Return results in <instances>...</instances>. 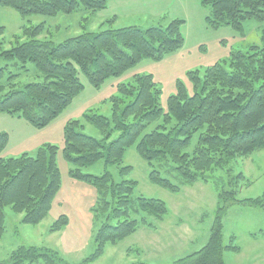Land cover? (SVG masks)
I'll return each instance as SVG.
<instances>
[{"label":"trees","instance_id":"16d2710c","mask_svg":"<svg viewBox=\"0 0 264 264\" xmlns=\"http://www.w3.org/2000/svg\"><path fill=\"white\" fill-rule=\"evenodd\" d=\"M209 6L213 26L227 24L241 30L248 19L264 20V0H200ZM0 6L14 9L20 16H55L78 9L94 14L107 6V0H0ZM86 19V18H84ZM114 18L107 20L111 24ZM181 19L148 28L130 25L97 32L84 31L60 43L39 40L45 24L23 26L26 38L9 49H2L0 59V114L17 116L35 128H43L55 119L83 89L79 74L98 88L106 79L121 76L142 59L158 60L183 44ZM4 28L0 26V36ZM264 40V29H263ZM30 63L41 81L22 83ZM10 67L13 70H10ZM198 89L188 95L182 84L166 100L164 110L158 102L159 88L150 74H136L132 82L120 84L117 90L131 97L110 98L111 117L86 115V120L103 133L96 139L77 129L80 122L71 120L63 127L62 153L72 168L73 180L91 185L96 192L92 211L99 225L94 235L95 250L85 260L98 258L106 244H115L133 234L140 224L151 229L152 217L161 222L168 208L160 199L134 196L136 182L125 178L132 168L120 166L125 151L134 147L150 166L148 180L170 192L197 181L208 182L205 173L225 169L230 163L264 149V47L251 46L247 52L232 51L229 60L216 62L203 72H188ZM124 104V105H122ZM122 105V106H121ZM154 128L147 131L149 125ZM117 136L110 140L111 134ZM196 134L191 152L188 147ZM8 134L0 133V152L6 147ZM57 147L46 144L34 156L0 157V237L4 232V208L22 213L21 221L38 224L47 215L61 188L56 164ZM103 160L118 167V178L104 171L95 176L82 168ZM164 175H162V173ZM234 178H243L239 173ZM218 189L217 205L208 239L199 250L170 264H224L225 251L238 252L234 236L223 244L222 217L229 206L246 204L264 210V191L253 198L237 199V190ZM68 223L60 215L50 231L61 230ZM264 235V233H260ZM0 264H68L58 251L44 247L20 246ZM132 264H148L136 262Z\"/></svg>","mask_w":264,"mask_h":264},{"label":"rangeland","instance_id":"374dc122","mask_svg":"<svg viewBox=\"0 0 264 264\" xmlns=\"http://www.w3.org/2000/svg\"><path fill=\"white\" fill-rule=\"evenodd\" d=\"M111 24L107 20L114 18ZM211 17L209 6L200 0H107L105 9L89 14L78 9L70 14L55 16H20L14 9L0 6V36L2 49H9L18 41L26 40L21 35L23 26L45 24V30L37 38L60 43L84 31L97 32L107 28L130 25L148 28L158 24L166 25L173 19H181L180 33L183 44L177 50L164 54L160 59H142L121 76L106 79L98 88L79 74L83 89L74 97L55 119L43 128H35L28 121L9 114H0V133L8 134V142L0 157H18L23 153L34 156L39 147L51 144L57 147L56 164L61 175V188L54 197L47 215L38 224L21 221L23 214L10 207L4 208V232L0 237V263L5 262L12 251L20 246H35L59 252L68 264H170L173 261L199 250L206 244L217 205L218 189L237 190V199L253 198L264 191V149L252 152L248 157H238L230 163V176L225 169L205 173L208 182L197 181L182 186L178 192H170L148 180L150 166L129 147L120 166H131V173L125 178L136 182L134 196L160 199L165 202L168 214L163 221L147 217L156 229L142 224L137 230L115 244H106L103 253L96 259H85L95 250L94 235L98 221L92 211L96 200L95 189L69 177L72 165L62 153L63 127L71 120L80 122L77 130L96 139L104 135L86 120V115L99 114L111 117L113 96L122 98L125 104L131 97H125L117 90L120 84L132 82L136 74H150L159 88V105L165 110L166 100L178 91L177 83L192 95L198 86L188 78V72L203 70L216 63L229 60L232 51L247 52L251 46L264 47V20L248 19L237 30L227 24L213 26L207 20ZM86 18V19H84ZM5 62L0 59V67ZM29 70L22 77V83L38 82L35 69L26 63ZM12 71L13 68L10 67ZM122 104V105H124ZM121 105V106H122ZM149 125L147 131L154 128ZM117 133L113 132L110 140ZM196 134L188 147L191 152ZM110 172L119 180L115 165H105L99 160L82 168V172L101 175ZM162 173V172H161ZM241 173L243 178H234ZM162 175H164L162 173ZM65 215L68 223L61 230L51 232L50 227L60 216ZM223 244L234 236L238 252L225 251L224 264H264V210L246 204L235 203L228 207L222 217Z\"/></svg>","mask_w":264,"mask_h":264}]
</instances>
